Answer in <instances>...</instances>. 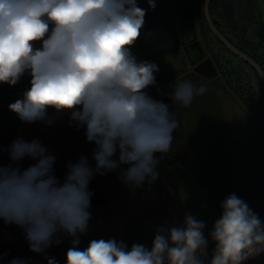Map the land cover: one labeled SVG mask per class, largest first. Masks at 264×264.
Masks as SVG:
<instances>
[{"label":"clouds","instance_id":"9594fccd","mask_svg":"<svg viewBox=\"0 0 264 264\" xmlns=\"http://www.w3.org/2000/svg\"><path fill=\"white\" fill-rule=\"evenodd\" d=\"M147 3L155 9V0ZM145 15L137 0H0V84L15 86L30 77V88L9 110L22 122L49 125V108L70 112L77 127H85L86 140L96 145L95 172L103 175L127 165L122 180L135 185L146 177L155 181V154L171 150L180 126L168 104L146 91L156 84L158 65L139 61L131 51ZM171 87L170 98L180 108L209 91L189 79ZM117 153L118 160L113 159ZM25 157L34 163L24 170L0 164V219L24 230L30 251L44 252L63 232L73 238L65 264H205L206 225L191 214L180 225L160 227L150 249L93 239L81 250L93 195L88 185L94 169L87 157L67 166L63 182L53 173L56 157L38 139L12 142L9 159ZM220 207L209 233L215 247L208 264H243L264 253V222L258 214L235 193ZM9 264L27 262L13 258ZM48 264L57 262L49 257Z\"/></svg>","mask_w":264,"mask_h":264},{"label":"crops","instance_id":"0c3cea01","mask_svg":"<svg viewBox=\"0 0 264 264\" xmlns=\"http://www.w3.org/2000/svg\"><path fill=\"white\" fill-rule=\"evenodd\" d=\"M173 1L175 0H155L156 7L151 9L147 0H137L138 6L146 10V15L142 34L131 51L139 61L156 63L159 71L155 75L171 76L186 66V59L177 44L171 22L165 14L158 12L166 3ZM259 6L264 26V0H259ZM229 9L234 12V2L222 0L219 13L215 15L220 29L226 34H229ZM152 10H155V16L152 15ZM242 29L244 33L247 26ZM27 77L25 75L20 81ZM70 116L68 111L57 112L49 108L48 117L53 121L49 125L42 121L25 123L15 114L14 135L15 140L31 142L38 139L47 147L48 153L56 157L53 173L60 182L67 175V166L77 162L81 156L87 157L89 166L94 169L93 178L88 185V190L93 194L88 209L91 218L86 232L80 235L78 247L81 250L93 239L123 241L129 249L134 243H138L150 249L160 227L183 223L185 214H188L186 208L193 206L189 191L191 185L185 179L186 170L169 164V152L155 154L159 160L156 166L159 175L155 181L149 183L151 178L146 177L140 185L125 184L121 173L126 170L127 165H120L103 175L95 172L92 153L96 145L86 140L85 127L78 128ZM9 127L7 115L0 113V164H12L24 170L34 161L28 157L16 162L9 159L11 143L6 135ZM118 155H114L113 159L118 160ZM57 239L61 243L56 244ZM72 239L66 233H57L50 247L42 253H35L30 251L21 227L6 224L0 219V264H9L13 258L25 259L27 264H48L49 257H54L57 264H65L66 252L72 247Z\"/></svg>","mask_w":264,"mask_h":264},{"label":"water","instance_id":"95a60500","mask_svg":"<svg viewBox=\"0 0 264 264\" xmlns=\"http://www.w3.org/2000/svg\"><path fill=\"white\" fill-rule=\"evenodd\" d=\"M212 0L203 1V15L211 33L234 56L247 63L257 74L264 90V70L254 58L235 46L216 26L210 13ZM165 14L183 46L192 69L148 90L157 101L168 104L180 126L173 132V144L180 162L204 190L220 218L222 201L235 193L264 222V137L260 126L227 89L210 55L199 39L195 22L196 0H175L159 11ZM155 16V10H152ZM244 29L246 23L244 21ZM203 78V79H202ZM189 79L205 84L209 91L195 98L188 108L173 104L170 93L176 80ZM221 88L240 105L250 127L249 140L236 136L225 120L224 105L217 95ZM243 264H264V253Z\"/></svg>","mask_w":264,"mask_h":264},{"label":"trees","instance_id":"16d2710c","mask_svg":"<svg viewBox=\"0 0 264 264\" xmlns=\"http://www.w3.org/2000/svg\"><path fill=\"white\" fill-rule=\"evenodd\" d=\"M203 1L204 0H196V8H197V14L202 20L201 26L203 29V34L207 39V34L208 32L211 33V31L209 30L204 19ZM233 1L239 12L240 19L242 21L244 19L246 23L248 29V37L247 38L244 36L239 37L235 35V38L229 36V40L235 46L241 49L243 52L254 58L256 62L261 66V68L264 70V26L260 15L259 0H233ZM221 3L222 0H212L210 4V13L217 27H219V24H218V20H216L215 18L216 17L215 15L219 13ZM227 72L229 78V87L231 91L239 100L240 104L244 107V109L251 114V116L258 122V124H260L262 128V132L264 133L261 112L259 111L261 107L257 101L255 92L245 81V75L240 73L239 71L231 70L230 68L229 70L227 69ZM254 73L258 80L259 90L264 98L263 87L255 71ZM28 88H30L29 76L27 77V79L18 82L15 86H9L8 84H0V113L6 114L9 119L10 127L6 135L11 144L13 141H15V135H14L15 113L10 111L8 106L9 104L14 103L17 99H22L24 91H26ZM169 154H170L169 156H177L176 147L174 144L171 150L169 151Z\"/></svg>","mask_w":264,"mask_h":264},{"label":"rangeland","instance_id":"374dc122","mask_svg":"<svg viewBox=\"0 0 264 264\" xmlns=\"http://www.w3.org/2000/svg\"><path fill=\"white\" fill-rule=\"evenodd\" d=\"M243 23H244V19H243ZM243 23L241 26L242 35H243V29H242ZM245 32H244V35H245ZM207 40L210 42V48L213 51V53H216L218 57L222 60V62L226 64V66L228 67V70L230 68L231 70L239 71L240 73L245 75V81L255 92V96L261 107L259 111L261 112V117L263 121L262 125L264 127V98L259 90L258 80H257V77L254 71L249 67L247 63H245L240 58L234 56L232 53L226 50L218 42V40L214 37L212 33L208 32ZM221 97H222L223 104L225 105V109H226L225 120L227 119L229 126L231 127V129L233 130L236 136H239L240 138H243V139H247L248 134L250 132V127H249L247 117L244 111L233 100H231L229 96L225 95L223 92H221ZM185 173H187L186 174L187 177L185 179L191 185V188L189 186V191L191 192L190 194L192 195L191 200L193 204V206L191 207L188 206L186 210L188 211V214H191L194 217H196L198 220H202L205 222L206 227L204 229V233H205V237L208 238L209 243H208V248H207V255L204 257V259H205V264H208V262L211 259L213 249L215 247L214 242L211 241L209 233L211 232L213 228V224L215 220L218 219L217 212L213 208V206L210 204L204 190L191 177L187 169Z\"/></svg>","mask_w":264,"mask_h":264},{"label":"flooded vegetation","instance_id":"af4514ba","mask_svg":"<svg viewBox=\"0 0 264 264\" xmlns=\"http://www.w3.org/2000/svg\"><path fill=\"white\" fill-rule=\"evenodd\" d=\"M229 1H233V0H229ZM234 2V1H233ZM235 4V3H234ZM201 18L199 17V15L197 14V8H196V15H195V22L198 26V35H199V39L201 40L206 52H207V55H210V57L212 58L214 64L216 65L217 67V70H218V76L221 78V80L223 81V83L225 84V86L227 87V89L229 91H231L230 87H229V78H228V75H227V69L228 67L226 66V64L224 62H222V60L218 57V55L216 53H213V51L211 50L210 48V42L205 38L204 34H203V29H202V26H201ZM242 23L243 21L240 19L239 17V12L237 10V7L235 5V9H234V12L232 10L229 9V34L227 33H223V31L220 29V27H218L220 29V31L229 39V36L232 37V38H235V35L239 36V37H245L247 38V33H248V29L246 30L247 32H245V35L243 33V35L241 34V26H242ZM173 30V28H172ZM173 33H174V36H175V39L177 41V44L179 45L182 53H183V56L185 57L186 59V66L185 68L180 71L179 73H176V74H173L171 76L169 75H158L156 74L155 77H156V84L153 85V86H150L148 89H146V91L150 90V89H153L159 85H161L162 83L164 82H167L179 75H181L182 73H184L185 71H188L190 69L193 68V66L190 65L188 59H187V55H186V52L183 48V46L181 45L180 43V40L178 39V37L176 36L174 30H173ZM215 37V36H214ZM216 38V37H215ZM217 39V38H216ZM218 40V39H217ZM219 41V40H218ZM220 42V41H219ZM221 43V42H220ZM222 46H224L222 43H221ZM225 47V46H224ZM226 48V47H225ZM227 49V48H226ZM230 52V51H229ZM231 53V52H230ZM203 79V78H202ZM221 92H223L225 95L229 96L230 95L226 92H224L223 89L219 88L217 90V95L218 97L220 98V100L222 101L223 103V100H222V97H221ZM232 92V91H231ZM233 94V92H232ZM234 95V94H233ZM235 96V95H234ZM236 98V96H235ZM231 99V97H230ZM237 99V98H236ZM232 100V99H231ZM238 100V99H237ZM234 101V100H233ZM239 101V100H238ZM235 102V101H234ZM236 103V102H235ZM240 103V102H239ZM237 104V103H236ZM224 105V104H223ZM238 105V104H237ZM241 109L242 107L240 105H238ZM243 110V109H242ZM224 113H225V118H226V109H225V105H224ZM251 115V114H250ZM227 121V119H226ZM257 122V121H256ZM228 123V121H227ZM258 123V122H257ZM229 124V123H228ZM260 126V124H259ZM263 137H264V133L262 132V128L260 126V131H259ZM239 137V136H238ZM240 138V137H239ZM242 140H249V134H248V138L247 139H243V138H240Z\"/></svg>","mask_w":264,"mask_h":264},{"label":"built area","instance_id":"2783aa9c","mask_svg":"<svg viewBox=\"0 0 264 264\" xmlns=\"http://www.w3.org/2000/svg\"><path fill=\"white\" fill-rule=\"evenodd\" d=\"M168 162L172 166H176V167L186 170L185 166L180 162L177 156H169Z\"/></svg>","mask_w":264,"mask_h":264}]
</instances>
